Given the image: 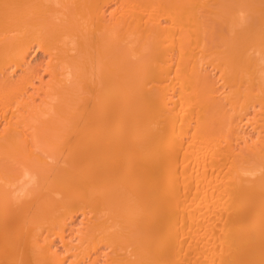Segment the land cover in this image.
I'll return each instance as SVG.
<instances>
[{
  "label": "bare ground",
  "instance_id": "1",
  "mask_svg": "<svg viewBox=\"0 0 264 264\" xmlns=\"http://www.w3.org/2000/svg\"><path fill=\"white\" fill-rule=\"evenodd\" d=\"M0 264H264V0H0Z\"/></svg>",
  "mask_w": 264,
  "mask_h": 264
},
{
  "label": "rangeland",
  "instance_id": "2",
  "mask_svg": "<svg viewBox=\"0 0 264 264\" xmlns=\"http://www.w3.org/2000/svg\"><path fill=\"white\" fill-rule=\"evenodd\" d=\"M41 55L40 54H37V55H35V59H34V57L32 58V61H35V63H37V62H39L40 60H41V57H40ZM39 58V59H38ZM34 59V60H33Z\"/></svg>",
  "mask_w": 264,
  "mask_h": 264
}]
</instances>
